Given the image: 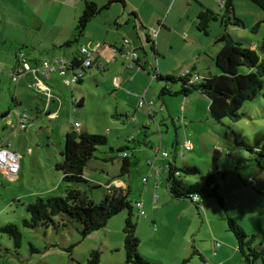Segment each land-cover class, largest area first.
I'll return each instance as SVG.
<instances>
[{
  "label": "rangeland",
  "instance_id": "374dc122",
  "mask_svg": "<svg viewBox=\"0 0 264 264\" xmlns=\"http://www.w3.org/2000/svg\"><path fill=\"white\" fill-rule=\"evenodd\" d=\"M107 2L108 0L95 1L102 8L90 20L84 34L92 39L87 45L98 43L104 48L105 52L99 56V63L104 66L100 67V64L96 63L87 68L88 78L85 77L82 83L56 86L55 92L57 94L60 92L61 98L64 90L66 91L67 102L63 105L58 97L50 101L51 106L56 107L57 114L49 116L45 111L37 109L36 104L39 103L40 95L32 91L28 97L30 105L19 103L22 109L26 110V113L22 114H26L29 119L26 128H18L17 121L12 115L0 121L1 131L2 124L6 123L5 132H0V139L12 148H19L23 160L20 171L12 177L0 172V226L13 223L21 234L20 244L16 246L9 234L0 231V264H84L92 250L99 252L98 264H128L125 263L122 232L126 210L112 216L104 227L90 232L85 237L80 233L82 225L77 220L56 217L54 223L48 226L31 228L23 225L22 220L28 218L25 209L27 203L36 197L65 193L67 183L61 179L62 174L56 164L61 160L65 134L70 125L76 129L74 125L76 121L80 123L78 129L105 135L107 143L97 146L94 157L84 167L87 182L74 186L97 203L104 197L105 183L118 178L125 180V192L128 193V197L132 202L141 201L145 211L143 215L138 208L134 209L135 234L139 239L138 251L142 256L157 264H180L184 258H188L185 264H203L199 256L193 252L197 250L209 264H245L235 247L234 235L227 229L226 213L227 216L234 218L248 235H255L254 246H264V184L261 188L248 184V188L251 189L242 192V205L235 204L237 210L234 212L228 210L224 202L223 211L216 201L215 206L219 208L217 211L206 213L198 210V213L193 203H191L193 209L189 210V207L182 205L179 200L165 202L159 194L163 192L168 198L170 196L165 183L164 165L174 158L178 161L177 166H180L183 157H190L191 162L188 164L196 165L202 174L210 169H207L208 163H217L221 158L227 164L221 167L229 171L228 179H224L220 184L223 188L229 185L230 180L236 179L237 174H240L243 180L251 176L255 185L259 178L256 176L258 172L255 171V167H251L259 168V162L241 160L240 166L235 169L229 160L232 156H237L238 159L249 156L248 152L236 144L244 138L264 150V99L260 94L253 100L244 102L240 111L245 115L239 120L231 121L224 118L218 122L208 113L206 96L197 91L192 92L188 96L194 102L192 106L189 98L186 100L183 94L161 96L160 91L165 81L152 77L155 70L164 76L180 77L181 69L188 64L190 73L204 76L217 73L212 49L217 48L219 44L223 45L218 41L223 27L219 20L211 21L206 35L197 30L196 18L198 12L205 7L219 11L220 0H124V5L119 1H113L105 6ZM233 4L234 13L241 18L244 25H228L227 31L240 38L244 45L257 44L264 36V22L259 24L256 31H252L251 28L263 18L262 11L251 0H233ZM131 8L146 21L147 30L154 29L157 34L159 33L157 37L153 36L157 45L156 55L146 42L145 29L136 21L144 47L142 49L139 46L136 51L145 66L143 70L136 66L127 68L125 58L119 54L118 60L113 63L115 52L110 45L127 49L128 44L123 46L124 38L129 39L132 46L139 42L132 27L125 23L127 21L125 14H128L127 11ZM132 18L130 14L128 21L131 23ZM116 19L120 22L119 28L114 25ZM160 22L164 24L165 30L159 27ZM83 38L80 37L78 42L69 46L64 45L63 48L77 49L80 44L86 45ZM10 43L7 42L6 45ZM37 48H31L27 44L22 50L38 51ZM14 49H17L15 45ZM192 65L195 66L194 69ZM207 65L211 67L210 72ZM119 67L132 74L138 72L142 75V78L139 76L133 81L131 77L134 75L125 76L130 83L121 89H124L127 98L131 96L133 100L130 109L147 106L146 103L138 106L135 102L143 92L147 101L153 97L155 104L160 102L163 108L160 111L159 106H153L158 109L155 113L156 118L152 121H148L147 114L141 112L139 121L124 117L116 99L120 87L116 84V87L113 86L114 78L118 77L120 80L119 77L122 76ZM95 72L96 75L93 77ZM53 75L51 74L50 78ZM53 82L54 79L51 83ZM168 86L172 91L178 90L180 81L168 83ZM13 88L14 82H10L9 97L7 93L2 94L0 91L1 109H4L3 103L7 99L11 109L14 108L11 99ZM38 88L34 85L30 90L36 89L40 92ZM70 89H73V94L70 93ZM81 98L84 99V103L78 106ZM162 99L168 103L169 111L161 102ZM144 122L146 124L143 125ZM187 132H190L189 135ZM196 132L205 133L201 134L206 137L203 145L198 141L193 143L192 140L191 152L187 150L188 148L184 150L185 144L184 148L182 147L184 139L191 140L190 135L198 134ZM233 133L237 138L232 136ZM120 149L128 153L130 163L128 171L123 174L120 173L122 164ZM162 150L168 152L165 159L161 154ZM228 151L229 155L226 154ZM108 157L112 159H105ZM261 160H264V156L258 159ZM155 170L159 172L157 176L159 185L148 192L146 188L154 184ZM196 179V176L191 175L184 177L189 183L195 182ZM154 193H158V198L157 196L154 198ZM153 216L157 217L159 223L158 225L155 220L157 225L155 228ZM216 244L219 247H215ZM213 251L217 254L215 255ZM256 264H261V261L258 260Z\"/></svg>",
  "mask_w": 264,
  "mask_h": 264
},
{
  "label": "trees",
  "instance_id": "16d2710c",
  "mask_svg": "<svg viewBox=\"0 0 264 264\" xmlns=\"http://www.w3.org/2000/svg\"><path fill=\"white\" fill-rule=\"evenodd\" d=\"M113 1L124 3L123 0H108L105 6ZM251 1L263 13V18L251 28L252 31H256L259 24L264 22V0ZM220 4L219 11L205 7L198 12L196 18L197 30L206 35L209 32L211 21L219 20L223 27V32L218 38V41H221L223 45L213 58L217 73L201 79H193L190 72L183 73L176 78L172 75L164 76L155 70L153 78L165 81L160 91L161 96L163 94H183L186 98L192 92L197 91L207 97L208 113L214 120L221 122L224 118H228L231 121H237L245 115L240 111L244 102L253 100L259 94L264 99V36L257 44L244 45L240 38L227 31L228 25H244L241 18L234 13L233 0H220ZM101 8L94 1L84 0L82 12L76 21L74 38L66 41L64 45L78 42L86 30L87 24ZM133 15L136 17V13H133ZM150 37L151 35L146 32V42H148L151 50L158 55L155 38ZM110 47L116 46L110 45ZM138 60L139 55L134 61L135 65L138 64ZM176 81H180V87L178 90L172 91L168 83ZM232 136L237 138L234 133ZM106 143L107 138L102 134L80 129L67 131L64 147L61 150V160L56 164L57 169L61 171V179L67 183L64 189L65 193L57 196L36 197L33 201L27 203L25 209L28 218L22 220L23 225L31 228L40 225L48 226L54 223L56 217L77 220L82 225L80 233L82 237H85L90 232L104 227L112 216L126 210L127 215L122 229L125 263L157 264L142 256L138 251L139 239L135 234L136 220L134 218L136 201L132 202L127 192L106 188L104 197L96 203L84 191L74 186V184L87 182L84 177V167L94 157L97 146ZM236 144L248 152L249 156L240 159L237 156H232L229 162L235 169L240 166L241 160H255L258 162V159L264 156V150L252 144L247 138ZM120 150L124 152L123 149ZM226 154L229 155V151ZM105 159H112V157ZM129 166L127 155L122 156L120 173L127 172ZM228 172L227 169L218 165L202 174L196 165L183 164L176 166L170 161L165 166L164 177L169 195L172 198L189 199L194 203L199 213L198 210L203 208L201 201L209 198L215 199L223 211L225 210L224 200L218 193V189ZM188 175L196 176V181L186 183L184 177ZM193 195H197L198 199L193 200ZM226 219L227 229L234 235L236 249L244 259L245 264H256L258 260L261 261V264H264V246L253 245L255 235H248L234 218L227 216V213ZM0 231L9 234L16 246L20 244L21 234L15 224L2 225ZM31 249L33 250V248ZM193 252L199 256L203 264H209L201 253L197 250ZM187 260L188 258H184L180 264H185ZM98 261L99 252L92 250L84 264H98Z\"/></svg>",
  "mask_w": 264,
  "mask_h": 264
},
{
  "label": "crops",
  "instance_id": "0c3cea01",
  "mask_svg": "<svg viewBox=\"0 0 264 264\" xmlns=\"http://www.w3.org/2000/svg\"><path fill=\"white\" fill-rule=\"evenodd\" d=\"M89 1H96V0H89ZM124 2V0H123ZM121 3V2H120ZM83 5H84V0H0V91L2 92V94H6L9 97V85L10 82H14V88H13V92L11 95V99L14 102V108L11 109L10 105H9V100L7 99L4 103H3V108H0V121L2 120H6V118L8 119L9 116H13V118L18 121V114H22V113H26V110L22 109L21 104L19 103H25L26 105H30L31 103L29 102V95H31L32 91H34L35 93L40 95L39 98V103L36 104L37 109H40L42 111H45V113H47L49 116H53L55 114H57L56 111V107H52L50 101L51 100H55L54 98H59L58 100L63 104L66 105V91L64 90V94H63V98L61 93L59 92V94H57L55 92V88L56 86H60L63 87V85H72V84H65L63 82L64 76H62L57 69H53L52 71H50V73L48 74V76H43L41 73L42 67H41V60H53L56 57H61L63 59L66 60H73L75 57H77V55L79 54L78 50L79 47L84 45V44H80L79 47L77 49H73V48H68V49H64V43L66 41L72 40L74 38V34H75V25H76V21L78 16L80 15V13L82 12L83 9ZM124 5V3H123ZM221 5V4H220ZM133 8L129 9L127 12L128 14H126V25H130L132 27V29L135 32L136 37L139 39L138 43L136 45H131L130 40L128 39V48H132V49H137V47H142V49H144L143 47V42L140 38L139 32H138V27H137V22L139 23L140 27L145 29V33L148 31L149 33V29L147 30V27L145 24L146 21L144 19H142L141 17H139V15H137L136 12H133ZM133 13H136V17H134ZM131 16H133V23H131V21H128V18ZM136 18V19H135ZM135 20V21H134ZM88 25V24H87ZM114 25L119 28L120 26V22L116 19L114 21ZM159 27H161V29H166L164 27V24L162 22H160ZM87 29V27H86ZM228 30V29H227ZM86 31V30H85ZM110 32V31H107ZM223 32V30H222ZM221 32V33H222ZM220 33V35H221ZM85 34V32H84ZM82 36L83 40L86 41V45L88 47L94 46V45H87L90 43L89 37L87 35ZM157 34V33H156ZM159 34V33H158ZM158 34L156 35V37L158 36ZM152 38V36L150 37ZM7 42H11L8 46L6 45ZM156 43V41H155ZM30 45L31 48L38 49V51L36 50H26V52L24 50H22V48L25 47V45ZM254 44V43H252ZM14 45L17 47V49H14ZM95 45H100V44H95ZM110 45V44H108ZM20 46V47H19ZM40 46V47H39ZM69 46V45H67ZM157 46V45H156ZM122 47V46H121ZM221 44H219L217 46V48L212 49V52H214V54H216L219 49L221 48ZM101 49L103 50L104 48L101 46L98 50V53L96 55V60L95 63H99V56L100 54L104 53L105 50H103L102 52ZM157 49V47H156ZM24 51V52H23ZM22 52L25 56H26V61L27 64L30 66L31 69L29 70H25V72L21 73L17 80H13L12 79V74L15 71L16 66L18 65V54ZM114 52V51H113ZM111 53H109L110 55ZM117 54L122 55L119 51L115 52V54L113 55V63H115L118 60ZM107 55V54H106ZM125 58V57H124ZM126 61V62H125ZM124 62L126 63L127 68H132V67H128V62L125 58ZM147 63V62H146ZM100 64V63H99ZM102 64V63H101ZM92 66V65H91ZM91 66H89L88 68H90ZM104 66V65H102ZM134 66L140 68V70L144 69L145 66L142 63L140 57L138 60V64H134ZM144 66V67H143ZM193 69L195 68L194 65H192ZM107 67V66H106ZM207 67L209 68V72L211 71V67L210 65H207ZM32 68H35V70H32ZM191 68V70H192ZM185 69V70H184ZM87 68H85L84 70V75L82 77V79L78 82V83H82L85 80V77L87 75ZM118 70L121 71V78L120 80L118 79V77L114 78V85L116 87V85L118 87H120V89L118 90V92L116 94H119L117 99V105L120 104V110L123 113L124 117L128 120H130L129 118H133L136 121H139V114L140 112L143 114H147V120L148 121H152L153 119H155V113L156 110L155 107H153L154 105L159 106V110L161 111V109L163 108L158 102L155 104L154 98H150L149 100L153 99L154 103L152 105H148V106H142V108H136L133 107L130 109V104L133 103V100H131V96H129L127 98V96L124 95L123 90L121 88L127 87L129 86V81H127L125 79V76H132L131 80H137L138 77L140 76L142 78V75L140 73H133L128 71V70H122V68H118ZM182 74L189 72V64L188 66L185 65V67H183L181 69ZM214 72V71H213ZM54 74L52 76V78H50V75ZM68 74H70V71H68L66 73L65 76H67ZM192 76H197L198 79H201L203 77H205L204 75H199V73H191ZM214 74V73H212ZM96 75L93 74V77ZM88 78V76L86 77ZM51 79V80H50ZM54 79V82L51 83V81ZM116 84V85H115ZM34 85H36V87L39 89L40 92H37V90L33 89L30 90V88L32 89V87H34ZM83 84H81V86H83ZM72 87V86H71ZM81 89H83V87H81ZM70 93L73 94V89H70ZM144 93V92H143ZM1 94V96H2ZM71 94V98H73ZM34 97H36V95H34ZM145 98V96H144ZM189 98V99H188ZM44 99V100H43ZM49 99V100H47ZM189 100V103L192 105H194V102L192 101V99L190 97H186V100ZM74 101L76 99H73ZM136 100V99H135ZM134 100V101H135ZM148 100V99H146ZM138 105V100L135 101ZM163 104H165V106L167 107V110L169 111V106L168 103L166 102L165 99H162L161 101ZM84 103V99L81 98L80 101L78 102V106L83 105ZM139 106V105H138ZM66 108V107H65ZM154 108V109H153ZM115 115L118 117V114L115 112ZM170 115V112H169ZM191 117L193 115H190ZM29 120V119H28ZM8 121V120H7ZM6 121V122H7ZM78 124V126L76 127V129H78V127H80V123H78L77 121L74 123ZM146 124L145 122L143 123V125ZM142 125V126H143ZM5 126L6 123L2 124V131L0 130V132L4 133L5 132ZM26 126H27V121H26ZM144 127V126H143ZM74 127H72V125H70V129H73ZM68 130V131H69ZM187 132V135H189ZM198 134H195L194 136L191 134V140L189 138L184 139V143L182 145V147L184 148V144H188L189 148L187 149L189 152H191V142L193 140L194 141H198L199 144L203 145L206 137L205 135H201V134H205L204 132H196ZM8 144V143H7ZM177 144V141H175V145ZM206 146H207V141H206ZM9 145V144H8ZM205 146V147H206ZM9 148L17 153L19 155V160H20V169L21 166L23 164V160H22V154L21 151L19 150V148H12L9 145ZM159 148V147H158ZM156 150V148H155ZM184 150H186V148H184ZM166 151V150H165ZM128 157V153L126 151H124ZM167 152V151H166ZM122 155V153H121ZM182 156H184V154L182 153ZM21 157V158H20ZM168 157V152L167 155L163 157V159ZM175 157V156H174ZM214 157V156H213ZM215 158V157H214ZM190 157L189 158H185L183 157L180 162L183 164H188L190 163ZM171 160H168L167 162H165L164 165V169L165 166L168 162H170ZM228 161V160H227ZM171 162H173L176 166H177V160L174 158ZM259 162V168H256L257 166H251V167H255V171L257 170V184L255 185L254 179L251 176H247L246 180H243L240 174H237V178L230 180V183L228 186H225L224 188L222 186H219L218 189V193L220 194V196L223 198L224 203H226L227 205V209L230 210L231 212H234V210H237V206L242 205V201H241V194L244 190L246 189H251L248 188V184L252 185V186H257L258 188H261L262 184H264V160L258 161ZM218 165L221 166H226L227 164L225 162H223L221 160V158H219V162H214V163H208L207 164V169L210 168H214ZM19 169V171H20ZM209 169V170H210ZM18 171V172H19ZM151 173V172H150ZM159 172L157 170L154 171V184L153 186H151L150 188H146V190H152V188L154 187H158L159 184H157V176H158ZM194 177V176H192ZM229 176H227L225 179H228ZM249 178H251V181L249 182ZM147 181V180H146ZM186 183V180H184ZM192 181V180H190ZM112 186H116L115 188H112ZM105 188L108 189H118L119 191H124L126 189V183L125 180L123 178H118V179H114L111 181H108L107 183H105ZM130 191V190H129ZM156 194V198H158V193H154V195ZM160 194V198H162L163 200H165V202L167 201H178L180 203H182V205L189 207L188 209L191 210L192 201L182 198V199H177V198H172L171 196L165 195L163 192L159 193ZM239 199H240V204H239ZM158 199L154 200L157 201ZM238 201V202H237ZM136 202H140L141 203V208L140 210H143V213L140 212V214L145 215V211L143 209V205L142 202L139 200H136ZM215 202L216 200L211 198L205 201H201V205L203 206V208L200 211H203L207 213L210 211H217L218 206H215ZM194 204V203H193ZM235 204L237 206H235ZM198 214V213H197ZM157 218V217H156ZM154 216L152 217V221H153V225L154 228L157 227V225H155V220L156 223H158V219H156ZM159 225V223H158ZM136 231V230H135ZM215 247H219L216 246ZM236 247V246H235ZM233 248V247H232ZM217 249V248H216ZM221 249V247H220ZM217 251V250H216ZM216 251H213V253L216 255Z\"/></svg>",
  "mask_w": 264,
  "mask_h": 264
},
{
  "label": "built area",
  "instance_id": "2783aa9c",
  "mask_svg": "<svg viewBox=\"0 0 264 264\" xmlns=\"http://www.w3.org/2000/svg\"><path fill=\"white\" fill-rule=\"evenodd\" d=\"M150 35L156 36V31L154 29L149 30ZM128 43V40L126 38L123 39V46H125ZM100 48V45H94L91 47L82 45L79 47V54L77 57H75L73 60H66L61 57H56L53 60H41V73L43 76H48V73L52 71L53 69H57L58 72L64 76L63 82L65 84H74L79 82L83 75L85 68H88L91 65H96V55L98 53V50ZM112 51L114 52H120L123 57L126 58L128 62V67L134 66V61L138 58V53L136 49L127 48L124 49L123 47H111ZM18 65L15 68L14 73L12 74V79L15 81L17 80L18 76L25 72V70L31 69L30 66L27 64L26 56L20 52L18 54ZM100 67L102 65L100 64ZM32 70H35V68H32ZM70 71V74L67 76L66 73ZM153 77V76H152ZM193 79H197V76H193ZM152 105L154 103L153 99L147 101L144 98V93L139 96L138 105H144V104ZM28 120V116L26 114H18V121H17V127L18 128H26V121ZM78 124H75V127H77ZM185 148H189V145L186 143ZM159 152V149H158ZM161 154L166 156L167 152L165 150L161 151ZM126 153L122 152V156H125ZM20 169V160L19 155L15 152H13L7 143L5 141L0 139V172L4 173L5 175L12 177V175H15L18 173ZM251 178H249V181ZM156 197V194L154 195V198ZM193 200H197V195H193ZM156 200V199H154ZM135 206L137 208H141L140 202H135ZM141 213H143V210H140ZM218 245V244H217Z\"/></svg>",
  "mask_w": 264,
  "mask_h": 264
},
{
  "label": "water",
  "instance_id": "95a60500",
  "mask_svg": "<svg viewBox=\"0 0 264 264\" xmlns=\"http://www.w3.org/2000/svg\"><path fill=\"white\" fill-rule=\"evenodd\" d=\"M125 17H126V14H125ZM116 186H112V188H115ZM120 192V191H119Z\"/></svg>",
  "mask_w": 264,
  "mask_h": 264
}]
</instances>
